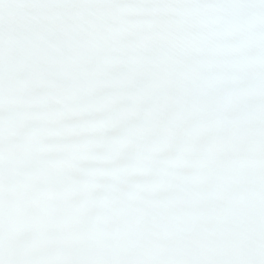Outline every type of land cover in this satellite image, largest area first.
Returning a JSON list of instances; mask_svg holds the SVG:
<instances>
[{
	"label": "snow or ice",
	"instance_id": "1",
	"mask_svg": "<svg viewBox=\"0 0 264 264\" xmlns=\"http://www.w3.org/2000/svg\"><path fill=\"white\" fill-rule=\"evenodd\" d=\"M0 264H264V0H0Z\"/></svg>",
	"mask_w": 264,
	"mask_h": 264
}]
</instances>
